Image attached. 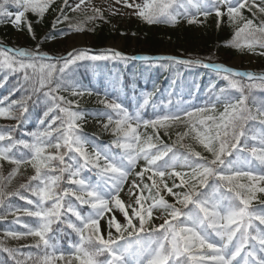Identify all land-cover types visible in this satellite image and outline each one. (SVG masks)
Wrapping results in <instances>:
<instances>
[{
	"label": "snow or ice",
	"instance_id": "obj_1",
	"mask_svg": "<svg viewBox=\"0 0 264 264\" xmlns=\"http://www.w3.org/2000/svg\"><path fill=\"white\" fill-rule=\"evenodd\" d=\"M55 4L0 0V24L35 39L30 14L42 21L50 9L58 11L52 29L67 21L75 32L104 19L92 0L74 6L63 0L58 10ZM68 8L84 18L73 23ZM121 9L148 25H203L215 16L217 28L226 22L233 29L225 46L264 56V0H114L112 14ZM108 60L201 66L225 84H212V96L198 107L171 100L158 107L154 91L134 97L130 110L113 89L102 98L97 92L103 108L86 113L79 99L61 94L92 95L68 78L69 70ZM0 70L22 73L29 85V94L0 106V118L17 121L0 127V220L12 216L23 229H5L0 237L13 264H264V96L256 94L264 93V72L241 71L212 56L129 57L115 49L53 57L40 43H0ZM34 95L42 96L45 110L35 130L17 137ZM86 115L97 118L110 142L84 131ZM18 177L22 182L12 188ZM6 239L31 243L8 247Z\"/></svg>",
	"mask_w": 264,
	"mask_h": 264
},
{
	"label": "trees",
	"instance_id": "obj_2",
	"mask_svg": "<svg viewBox=\"0 0 264 264\" xmlns=\"http://www.w3.org/2000/svg\"><path fill=\"white\" fill-rule=\"evenodd\" d=\"M69 5L70 0H68ZM63 0H56L55 9L61 8ZM67 15L72 18V22L84 18L82 12H72L70 8L65 9ZM59 14L58 11L49 10L42 21H38L31 14L29 18L33 20V27L36 38L25 31H17L11 24H0V43L16 48L28 47L35 48L40 43L41 50L54 57L66 56L63 54L62 47L65 46L71 34H80L90 38L91 48H103L109 41H123V53L135 55L144 52L151 56H158L161 53H167L168 56H177L180 58H207L212 56L216 62L221 60V55L226 59L235 56L245 57L246 54L254 55L259 65L256 72H264V56L258 54L239 52L234 48L225 46V42L232 36L233 29L225 22L219 28L216 26L215 16H211L203 25H189L181 21L175 26L170 25H148L135 17L122 19L104 11V19H97L95 22H88L85 30L75 32L69 28V22L57 25V29H52V22ZM91 15V11H88ZM203 19V18H201ZM50 35H55V39H46ZM93 53L100 51L92 50ZM221 56V57H220ZM5 76L7 79H5ZM69 79H74L80 83L83 88L91 89L92 95L85 94L83 97L74 98L68 92H62V95L69 96L72 99H79L80 108L86 113H93L96 109H102L103 106L98 103V99L103 97L105 91L113 92L119 96L121 102L129 107L134 106V97H139L142 92H154L153 102L158 107L168 104L171 100L173 104L179 102L183 105L203 106L209 100L212 93L209 88L212 84L219 89L225 82L220 80L211 70L201 66H185L182 64H168L165 62L146 63L139 60H108V61H82L74 66V71L69 70ZM155 86V88H154ZM29 85L23 80L22 73H9L7 70H0V106H7L12 100H18L23 95ZM100 93V97L96 93ZM171 93V95H169ZM257 96L262 97L264 93L257 91ZM8 99L5 100L4 98ZM113 98V96H109ZM42 96H33L28 102L29 116L26 123L14 133L19 137L24 132L33 131L38 127V119L45 110ZM148 110L153 111L149 106ZM18 111V110H17ZM27 115V114H26ZM16 120L7 123L0 122V127L7 125H16ZM84 131L90 135L98 137L99 142H110L112 137L102 131L97 118L93 115H86L83 125ZM165 142L171 143L168 137H164ZM173 139L175 136L173 135ZM10 166L5 165V172ZM25 173V175L30 174ZM22 182L18 177L13 181L12 188ZM11 203L17 207H24L25 202L19 198H13ZM14 218L8 216L7 220H0V232L8 228L23 230L21 225L13 223ZM8 247H17L4 241ZM0 261L4 264H13L7 253L0 249Z\"/></svg>",
	"mask_w": 264,
	"mask_h": 264
},
{
	"label": "rangeland",
	"instance_id": "obj_3",
	"mask_svg": "<svg viewBox=\"0 0 264 264\" xmlns=\"http://www.w3.org/2000/svg\"><path fill=\"white\" fill-rule=\"evenodd\" d=\"M77 2H78V0H70V3H72V6H74V4ZM92 4L97 6V7H101L105 12L112 14L111 10H112V7L114 6V0H92ZM115 7L119 8L120 6L115 5ZM126 12H127L126 9H121V14H116V15L122 19L132 17V16L124 14ZM91 41L92 40L90 38H88L84 35H83V37H79L76 34L70 35L65 46H63L62 50H60V51H62L63 54H67L69 51H72L73 49L86 48L87 46H89L91 44ZM117 46H119V48H117ZM107 48L120 50V52H123V48H124L123 41L113 40V42H108L106 44V49ZM141 54H144V53H141ZM164 54L169 55L167 53H164ZM221 56H220L221 60L219 62H221L227 66L234 67V68L241 70V71H253L254 72L255 69L257 68V65H259V61H257L255 56L251 55V54H246L245 57L235 56L234 58H231V59H226L224 57V55H221ZM147 112H148V110L146 108L145 113H147ZM8 121H9V119L0 118V122L7 123ZM157 223H159V221H157ZM11 229L16 230V228H11ZM3 233H4V231L0 232V237H3ZM4 241L11 244V245L13 244L15 246H19L21 244H30L31 243V240L15 241V240H11V239H6Z\"/></svg>",
	"mask_w": 264,
	"mask_h": 264
},
{
	"label": "water",
	"instance_id": "obj_4",
	"mask_svg": "<svg viewBox=\"0 0 264 264\" xmlns=\"http://www.w3.org/2000/svg\"><path fill=\"white\" fill-rule=\"evenodd\" d=\"M79 37H83V34L82 33H80L79 35H78ZM109 42H113L112 40L111 41H109ZM106 46V45H105ZM88 49H90V50H96V51H103V50H105L106 49V47H104V48H88ZM107 49H109V48H107ZM118 51H120V50H118Z\"/></svg>",
	"mask_w": 264,
	"mask_h": 264
},
{
	"label": "bare ground",
	"instance_id": "obj_5",
	"mask_svg": "<svg viewBox=\"0 0 264 264\" xmlns=\"http://www.w3.org/2000/svg\"><path fill=\"white\" fill-rule=\"evenodd\" d=\"M117 48H119V46H117Z\"/></svg>",
	"mask_w": 264,
	"mask_h": 264
}]
</instances>
